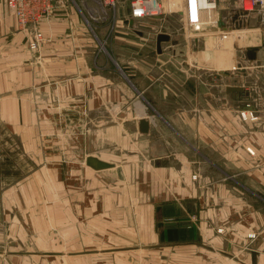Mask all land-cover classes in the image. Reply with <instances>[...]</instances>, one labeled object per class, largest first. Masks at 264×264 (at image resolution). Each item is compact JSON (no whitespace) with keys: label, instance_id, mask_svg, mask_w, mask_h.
<instances>
[{"label":"crops","instance_id":"1","mask_svg":"<svg viewBox=\"0 0 264 264\" xmlns=\"http://www.w3.org/2000/svg\"><path fill=\"white\" fill-rule=\"evenodd\" d=\"M74 1L34 49L0 2V264H264V28L195 68L167 15Z\"/></svg>","mask_w":264,"mask_h":264},{"label":"built area","instance_id":"2","mask_svg":"<svg viewBox=\"0 0 264 264\" xmlns=\"http://www.w3.org/2000/svg\"><path fill=\"white\" fill-rule=\"evenodd\" d=\"M61 1L62 0H0V2L6 3L11 13L16 15L22 29L27 31L33 30L34 39L30 43L33 49L39 46V41L42 39V33L35 29V27L41 19L50 15L54 9L60 5ZM175 1H172L173 4ZM222 1L226 0H177L176 7H178V9L176 12L183 20L186 29H193L200 32L212 26L215 29V33L225 36L224 38H226L230 33H233L234 30L222 31L219 28V20L221 16L223 17L221 7ZM233 2L235 8L244 13L248 14L260 9L264 14V0H234ZM131 4V15L134 18L159 16L164 12L162 5L163 0H132ZM242 16L246 18L245 14ZM189 41L188 39V42ZM242 116L244 118L248 116L257 118L253 113L246 115L245 112H242Z\"/></svg>","mask_w":264,"mask_h":264},{"label":"rangeland","instance_id":"3","mask_svg":"<svg viewBox=\"0 0 264 264\" xmlns=\"http://www.w3.org/2000/svg\"><path fill=\"white\" fill-rule=\"evenodd\" d=\"M68 3L75 4L76 1L74 0H64ZM132 0H93L92 5L95 7H98L100 9L105 8L106 6L111 8H116L117 6H120L122 3L123 4H129L131 6L132 10ZM175 0H163V14L159 16H165L167 15L168 17L171 18V21L173 22L174 25V31L175 33V39L181 41L180 46H175L172 45L171 48V53L173 50V55L175 54L176 57L174 59L177 62H181L185 60L186 62H189L191 66L198 68L203 65H213V66H225V65H230L229 60H232L235 58V55H239L242 50L239 51L235 47L234 41L230 40L229 37L224 38L225 36H221L218 33L214 32V28L212 26L207 27L205 31H195L193 29H189V31L184 27L183 20L179 16V14L176 12L178 7H176V1L173 4ZM179 1V0H178ZM234 0H226L222 1V12L224 13V18L226 15H228V9L226 10L223 7H235L234 5ZM78 4V3H77ZM79 4L82 6L83 3L79 1ZM78 4V5H79ZM84 6V5H83ZM233 11V10H232ZM231 11V12H232ZM231 13H229L230 16ZM246 15L245 19H248L250 23L252 20H250V14L251 13H243ZM256 23H262V22H256ZM253 25V24H251ZM254 26H260L255 24ZM186 29V30H185ZM191 31V32H190ZM243 33H246L244 30ZM172 35V34H171ZM189 36V37H188ZM173 37V35H172ZM193 37V38H192ZM188 39L190 40L188 42ZM178 42V41H177ZM175 44V43H174ZM239 46L244 47V45ZM238 51V52H237ZM249 117V116H248ZM84 127H82L83 129ZM13 177L18 178L21 177V175L16 174L13 175ZM222 230V229H220Z\"/></svg>","mask_w":264,"mask_h":264},{"label":"water","instance_id":"4","mask_svg":"<svg viewBox=\"0 0 264 264\" xmlns=\"http://www.w3.org/2000/svg\"><path fill=\"white\" fill-rule=\"evenodd\" d=\"M243 11L241 10H233L230 14L229 17V22L231 23L230 27L232 28V30L234 31H242V30H252L255 28H260L263 29L264 26L260 25V26H254L251 25L250 21L248 19H241L242 15H243ZM128 22L131 26H133L134 24V17H131L128 19ZM221 27L222 31H225V22L223 21V18L221 16L220 20H219V28ZM172 38L171 34L165 32V31H161L160 33H158L157 35V49L159 52L162 51V42L164 41H170ZM238 40L234 41L235 47L239 50H242L245 52V55L247 57V59H249L250 61L255 60L257 58V51L260 49L261 45H251V46H246V47H241L238 44ZM242 67V65H240V68ZM220 73L222 75H230V72L228 70H221ZM233 89H242V86H234L232 87ZM149 120L147 118L141 119L139 121V129L141 132H147L149 130ZM86 164L96 170H101V169H105V168H110L113 167L115 164L113 162L104 160L98 156L95 155H89L86 158Z\"/></svg>","mask_w":264,"mask_h":264},{"label":"bare ground","instance_id":"5","mask_svg":"<svg viewBox=\"0 0 264 264\" xmlns=\"http://www.w3.org/2000/svg\"><path fill=\"white\" fill-rule=\"evenodd\" d=\"M163 6H164V5H163ZM188 31H189V29H188ZM190 32H191V31H190ZM238 32H239V31H236V32L234 31V32H233V40H234V41H237V40H238V42H239V35H238ZM241 32H242V31H241ZM241 36H242L241 39H243V40H246V38H248V36H247L246 34H244V35L241 34Z\"/></svg>","mask_w":264,"mask_h":264}]
</instances>
